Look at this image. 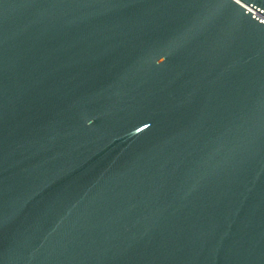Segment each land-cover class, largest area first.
Returning a JSON list of instances; mask_svg holds the SVG:
<instances>
[{
    "label": "water",
    "instance_id": "water-1",
    "mask_svg": "<svg viewBox=\"0 0 264 264\" xmlns=\"http://www.w3.org/2000/svg\"><path fill=\"white\" fill-rule=\"evenodd\" d=\"M0 264H264V0H0Z\"/></svg>",
    "mask_w": 264,
    "mask_h": 264
}]
</instances>
